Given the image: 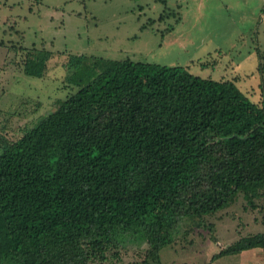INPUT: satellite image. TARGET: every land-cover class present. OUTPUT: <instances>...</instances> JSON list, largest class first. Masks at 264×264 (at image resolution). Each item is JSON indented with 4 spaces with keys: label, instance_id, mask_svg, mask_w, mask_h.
<instances>
[{
    "label": "trees",
    "instance_id": "1",
    "mask_svg": "<svg viewBox=\"0 0 264 264\" xmlns=\"http://www.w3.org/2000/svg\"><path fill=\"white\" fill-rule=\"evenodd\" d=\"M49 56L27 51L25 72L42 76ZM91 60L71 57L76 91L0 138V264H108L131 239L157 260L182 224L264 193V84L253 101L185 66ZM255 247L264 231L204 264Z\"/></svg>",
    "mask_w": 264,
    "mask_h": 264
},
{
    "label": "rangeland",
    "instance_id": "2",
    "mask_svg": "<svg viewBox=\"0 0 264 264\" xmlns=\"http://www.w3.org/2000/svg\"><path fill=\"white\" fill-rule=\"evenodd\" d=\"M31 49L50 52L40 77L25 72ZM74 56L181 65L201 77L236 80L259 101L264 0H0V138L19 137L76 91L68 81ZM252 202L239 194L200 225L182 224L157 260L146 257L145 243L131 239L114 248L118 255L108 264H204L241 236L264 231V193ZM213 264H264V248L224 255Z\"/></svg>",
    "mask_w": 264,
    "mask_h": 264
}]
</instances>
